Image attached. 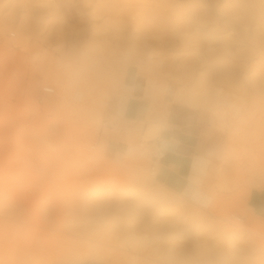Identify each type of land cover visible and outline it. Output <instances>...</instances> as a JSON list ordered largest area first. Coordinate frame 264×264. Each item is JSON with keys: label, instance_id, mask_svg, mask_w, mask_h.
Listing matches in <instances>:
<instances>
[{"label": "clouds", "instance_id": "1", "mask_svg": "<svg viewBox=\"0 0 264 264\" xmlns=\"http://www.w3.org/2000/svg\"><path fill=\"white\" fill-rule=\"evenodd\" d=\"M253 189L264 0H0V264H264Z\"/></svg>", "mask_w": 264, "mask_h": 264}, {"label": "rangeland", "instance_id": "2", "mask_svg": "<svg viewBox=\"0 0 264 264\" xmlns=\"http://www.w3.org/2000/svg\"><path fill=\"white\" fill-rule=\"evenodd\" d=\"M74 22L75 20L72 17H69V24H72ZM42 36H43V39L40 40V43L48 44V45H55L62 39L61 38L62 36L57 33H52L50 35L47 33H41L40 37ZM5 79H6V82H8L9 84V93L11 95V103L13 105L22 101L23 99L22 90H26V93L30 95L31 97L38 98V89H37L38 77H35L31 73L30 69L25 65L22 58L18 57L12 64L9 65L5 73ZM17 84L20 85L19 89L16 87ZM183 114L185 118L187 115H185L186 113H183ZM199 136L201 138L203 137V139H205L206 141H208L209 139V137L203 134L201 130H200ZM203 144L204 143L201 142L199 146ZM178 169H179L180 174H183L186 171L184 167L182 168L178 167ZM164 179H165V182L169 183L170 185L175 186L177 184L179 177L178 176H174V177L165 176ZM259 217H264V216H259Z\"/></svg>", "mask_w": 264, "mask_h": 264}, {"label": "crops", "instance_id": "3", "mask_svg": "<svg viewBox=\"0 0 264 264\" xmlns=\"http://www.w3.org/2000/svg\"><path fill=\"white\" fill-rule=\"evenodd\" d=\"M133 106H135V104ZM175 114L181 121L187 118V116L184 118L182 112H176ZM199 133L200 129L193 126L191 129H187L181 134V139L183 140L186 152L191 153L199 147L201 142H207L203 137L201 138L199 136ZM165 163H167V161H165ZM177 166L179 168L184 167L187 170V160L178 161ZM248 202L257 216H264V190L253 189L249 194Z\"/></svg>", "mask_w": 264, "mask_h": 264}, {"label": "bare ground", "instance_id": "4", "mask_svg": "<svg viewBox=\"0 0 264 264\" xmlns=\"http://www.w3.org/2000/svg\"><path fill=\"white\" fill-rule=\"evenodd\" d=\"M60 35V34H59ZM60 37V36H59ZM62 38V37H61ZM43 39V36L42 37H39V42H40V40H42ZM45 42H46V40H45Z\"/></svg>", "mask_w": 264, "mask_h": 264}]
</instances>
